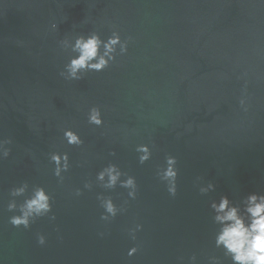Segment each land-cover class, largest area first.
<instances>
[{
	"label": "water",
	"instance_id": "water-1",
	"mask_svg": "<svg viewBox=\"0 0 264 264\" xmlns=\"http://www.w3.org/2000/svg\"><path fill=\"white\" fill-rule=\"evenodd\" d=\"M111 25L122 39L132 37L127 53L80 81L63 79L69 56L59 41L93 30L106 39ZM92 106L101 108V127L87 122ZM68 127L82 146L63 140ZM7 138L11 153L0 160V264L223 258L214 246L211 201L264 194V0H0V139ZM139 144L152 150L144 164ZM54 151L70 158L62 184L49 160ZM169 154L179 169L174 197L156 175ZM109 162L135 176V200L119 186L106 191L95 183ZM25 181L53 196L54 221L42 217L29 229L8 222L9 191ZM85 181L93 189L76 197ZM209 181L216 188L202 195L199 186ZM99 193L118 207L127 200V211L101 220ZM136 224L143 228L133 241L128 230ZM37 234L47 237L44 246ZM132 246L139 251L129 257Z\"/></svg>",
	"mask_w": 264,
	"mask_h": 264
},
{
	"label": "clouds",
	"instance_id": "clouds-1",
	"mask_svg": "<svg viewBox=\"0 0 264 264\" xmlns=\"http://www.w3.org/2000/svg\"><path fill=\"white\" fill-rule=\"evenodd\" d=\"M51 30L56 31L58 24L52 22ZM111 34L107 38H102L97 30L86 34H77L74 37H65L59 41V46L68 52V61L64 64L59 75L66 81H80L89 72H102L110 67L117 60L118 56H123L128 51V46L132 37L123 38L115 25H111ZM240 106L246 112L248 104L246 97L239 100ZM87 122L90 125L101 127L104 125L102 111L99 106H92L87 113ZM63 140L70 146L80 147L84 140L79 133L72 128H64ZM12 139H0V160L9 157ZM138 153V162L144 164L152 157V150L148 144H139L135 148ZM111 155H115L112 152ZM49 160L54 164L53 175L58 178L59 183H63L64 173L71 168L69 154L67 152L54 151L49 154ZM177 158L171 154L165 156V161L157 170L156 175L166 184L169 195L177 194ZM197 180H202L198 177ZM95 183L102 189L114 190L118 186L127 190V196L135 200L138 193V184L135 176L123 171L118 164L109 162L96 173ZM216 185L209 181L199 186V192L207 194L214 191ZM93 189L92 181H85L83 189L76 188L74 195H83V190ZM10 199L7 203V211L13 213L8 222L15 228L29 229L39 218L48 217L55 220L56 216L52 212L53 196L42 185L30 186L27 181L13 186L9 191ZM22 198V199H18ZM97 200L103 208L101 220L110 221L119 213L127 211L124 204L117 206L111 196L103 193L97 194ZM212 210V221L217 225L214 234V246L223 253V258H227L230 264H264V194L252 192L242 200L233 202L227 195L220 196L219 200H212L210 203ZM51 214V215H50ZM142 224H136L128 230L133 241L136 240V233L141 231ZM101 236L104 233H100ZM37 243L44 246L47 237L44 234H37ZM139 251L138 246H132L127 255H135ZM217 255L208 258V264H224V259ZM183 259V258H181ZM189 264H197V256L189 258Z\"/></svg>",
	"mask_w": 264,
	"mask_h": 264
}]
</instances>
